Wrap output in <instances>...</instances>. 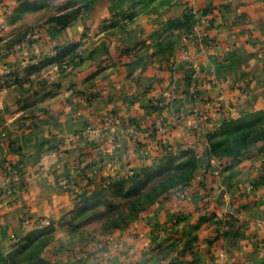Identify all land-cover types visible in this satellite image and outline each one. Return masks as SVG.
<instances>
[{"label":"crops","instance_id":"1","mask_svg":"<svg viewBox=\"0 0 264 264\" xmlns=\"http://www.w3.org/2000/svg\"><path fill=\"white\" fill-rule=\"evenodd\" d=\"M73 1L0 0V186L20 175L0 188V264H264V144L225 170L211 155L212 136L264 111V0H95L11 42ZM192 11L208 36H191ZM188 159L191 181L127 229L68 245L87 201ZM49 229L53 245L24 263Z\"/></svg>","mask_w":264,"mask_h":264},{"label":"rangeland","instance_id":"2","mask_svg":"<svg viewBox=\"0 0 264 264\" xmlns=\"http://www.w3.org/2000/svg\"><path fill=\"white\" fill-rule=\"evenodd\" d=\"M91 0H74L63 8L50 12L40 9L41 15L30 20L36 26L27 27L11 39L17 42L21 35L32 32L38 26L50 25L58 30L71 18L80 15ZM32 13L31 9L26 10ZM27 13V14H28ZM26 15V14H25ZM28 24V23H27ZM264 144V111L235 122L221 129L214 142L213 152L220 162L222 170L237 162L249 149ZM196 167L190 160H185L181 168H162L136 180H126L120 186H126L118 196L109 194L105 201L94 198L73 212L63 225V236L71 246L77 249L96 246L115 231L127 229L149 206L155 205L170 190L185 186L192 179ZM219 170L216 175L220 174ZM47 229V228H46ZM56 229L44 230L23 249L20 259L26 263L42 257L56 239ZM86 234H88L86 236ZM68 243V245H69Z\"/></svg>","mask_w":264,"mask_h":264},{"label":"built area","instance_id":"3","mask_svg":"<svg viewBox=\"0 0 264 264\" xmlns=\"http://www.w3.org/2000/svg\"><path fill=\"white\" fill-rule=\"evenodd\" d=\"M192 14H193V16H194V18L196 20V23H195V26L193 27V31L191 33V36H195L196 34H198L199 31H200V27L201 26L205 27V35L208 36L209 32L211 31V22H210V20L206 16H204L202 14H199L196 11H192ZM0 171H1V168H0ZM19 178H20L19 174L10 173L9 175L5 176L4 180L1 183L0 188L8 187V185L11 182H16V181L19 180Z\"/></svg>","mask_w":264,"mask_h":264},{"label":"trees","instance_id":"4","mask_svg":"<svg viewBox=\"0 0 264 264\" xmlns=\"http://www.w3.org/2000/svg\"><path fill=\"white\" fill-rule=\"evenodd\" d=\"M93 1H95V0H91V1H89V3L87 4V5H90L91 3H93ZM81 15V14H80ZM80 15H78L77 17H73V18H71L68 22H66L60 29H58V30H55V29H53L52 31L53 32H58V31H60V30H62V29H64V28H66L67 26H69L72 22H74ZM33 31H34V29H33ZM27 35H28V33L27 34H24V35H21L22 37H21V39L20 40H22V39H25L26 37H27ZM20 40H18V41H20ZM218 134V133H217ZM217 134H215L214 136H212V138H211V155L214 157V158H216L215 157V154H214V152H213V149H214V142H215V140H216V137H217ZM188 160H190L193 164H194V166L196 167V164H195V162H193V160L192 159H188ZM235 162H237V160L236 161H234V163ZM181 168V167H180ZM136 179H138V178H131L130 180H136ZM188 183H186L185 185H187ZM99 201H101V199L99 200ZM102 202V201H101ZM102 203H107V205H108V201H104V202H102ZM30 261H32V260H30Z\"/></svg>","mask_w":264,"mask_h":264},{"label":"water","instance_id":"5","mask_svg":"<svg viewBox=\"0 0 264 264\" xmlns=\"http://www.w3.org/2000/svg\"><path fill=\"white\" fill-rule=\"evenodd\" d=\"M10 260H11V264H17L14 257L12 255H9Z\"/></svg>","mask_w":264,"mask_h":264}]
</instances>
